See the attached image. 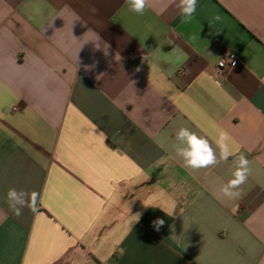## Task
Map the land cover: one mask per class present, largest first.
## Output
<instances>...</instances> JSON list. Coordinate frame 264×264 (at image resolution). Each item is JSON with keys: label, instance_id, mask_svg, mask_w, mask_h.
Instances as JSON below:
<instances>
[{"label": "crops", "instance_id": "1", "mask_svg": "<svg viewBox=\"0 0 264 264\" xmlns=\"http://www.w3.org/2000/svg\"><path fill=\"white\" fill-rule=\"evenodd\" d=\"M176 4L0 0V264H264V0H198L187 23ZM181 127L233 155L186 168ZM13 187L38 214L9 211Z\"/></svg>", "mask_w": 264, "mask_h": 264}, {"label": "clouds", "instance_id": "2", "mask_svg": "<svg viewBox=\"0 0 264 264\" xmlns=\"http://www.w3.org/2000/svg\"><path fill=\"white\" fill-rule=\"evenodd\" d=\"M131 11L138 15H143L148 7V0H128ZM198 0H177L176 6L179 8L180 15L185 23L190 22L197 11ZM214 20H220L219 16L213 17ZM105 42L98 37L96 47L100 48ZM105 53L107 51L103 47ZM146 59V57H145ZM264 83V82H262ZM230 136L226 131L221 130L218 138L215 140V147L209 140L186 127H181L175 132L174 153L179 157L183 165L192 170L208 169L214 167L220 161L227 162L233 155L229 146ZM218 150V154H217ZM235 170L233 178L225 184L221 192L230 199H234L240 195L238 189L247 182L250 174L249 160L243 154L239 155L234 161ZM40 193L36 191L27 192L9 188L4 198L9 211L16 217L23 215V210L27 208L33 215L39 213ZM169 216L173 214L167 213ZM140 218V214H136V221ZM163 219H156L152 222L155 231H160L164 226Z\"/></svg>", "mask_w": 264, "mask_h": 264}, {"label": "built area", "instance_id": "3", "mask_svg": "<svg viewBox=\"0 0 264 264\" xmlns=\"http://www.w3.org/2000/svg\"><path fill=\"white\" fill-rule=\"evenodd\" d=\"M237 64H238L237 56L234 53H226L221 58L218 59V61L214 65V71L218 76H223V74L226 71L235 68L237 66ZM177 76L180 78L186 77L187 76L186 69H180L177 72ZM211 78L214 79V81L217 85L220 84V81L216 80L212 76H211Z\"/></svg>", "mask_w": 264, "mask_h": 264}]
</instances>
